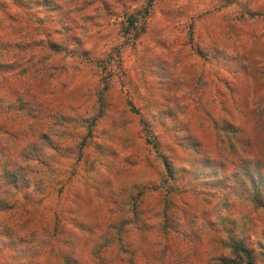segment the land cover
I'll list each match as a JSON object with an SVG mask.
<instances>
[{"label": "clouds", "instance_id": "1", "mask_svg": "<svg viewBox=\"0 0 264 264\" xmlns=\"http://www.w3.org/2000/svg\"><path fill=\"white\" fill-rule=\"evenodd\" d=\"M0 264H264V0H0Z\"/></svg>", "mask_w": 264, "mask_h": 264}]
</instances>
